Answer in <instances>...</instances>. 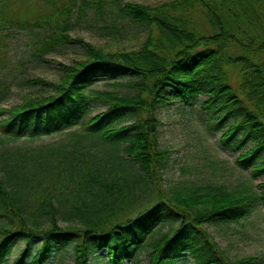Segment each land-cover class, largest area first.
<instances>
[{"label": "trees", "instance_id": "1", "mask_svg": "<svg viewBox=\"0 0 264 264\" xmlns=\"http://www.w3.org/2000/svg\"><path fill=\"white\" fill-rule=\"evenodd\" d=\"M1 1L5 7L20 0ZM39 1L48 10L33 25L46 24L57 36L40 50L74 41L86 48V59L58 62L57 82L28 80L47 94L0 107V135L7 139L72 137L0 148V264L18 242L23 247L12 264H47L67 248L74 264H135L147 246V264L252 263V257L229 261L207 227L239 224L257 202L264 205V0ZM113 9L145 27L136 49L108 50L68 35L74 13L80 19ZM233 67L236 84L229 78ZM99 80L114 82L117 91L88 90ZM202 95L207 130L220 132V146L236 154L240 169H250L255 187H160L168 153L158 147L157 112L172 99ZM93 103L104 110L90 115ZM129 179L152 197L132 216L124 212L135 198ZM160 225L168 230L150 243Z\"/></svg>", "mask_w": 264, "mask_h": 264}, {"label": "rangeland", "instance_id": "2", "mask_svg": "<svg viewBox=\"0 0 264 264\" xmlns=\"http://www.w3.org/2000/svg\"><path fill=\"white\" fill-rule=\"evenodd\" d=\"M119 1L122 4L136 2L154 6L171 0ZM47 10L39 0H20L5 7L0 0V85L6 90V97L0 102V107L9 108L18 104L24 96L47 94V87L30 85L28 80L40 77L57 82L63 75L58 62L72 65L86 59V48L74 41L63 45L55 44L45 52L40 50L45 39H57L52 27L43 23L41 27L33 25ZM71 22L72 27L68 32L70 37L108 50L136 49L146 36L145 27L123 17L116 9L104 11L100 15L88 11L80 19L74 13ZM237 70L235 67L229 68V78L235 84L238 80ZM110 84L114 82L99 80L88 90L117 91V87ZM118 90L122 91L121 88ZM204 99L203 95L188 102L172 99L157 112L158 147L168 153L158 179L160 187L166 192L208 183H220L229 188L244 185L255 187L259 180L251 177L250 169H240L235 163L236 154L220 146V132L207 130L205 115L201 109V101ZM104 108L100 103H93L89 114L94 115ZM71 139L66 132L32 139H7L0 135V148L56 145ZM91 149L98 154L102 152L101 145H95ZM129 183L134 188L132 193L135 201L131 199L133 201L125 207L124 212L132 216L142 207V203L148 202L152 197L139 191L130 179ZM58 218L61 223V218ZM207 229L229 261L252 257L254 261L249 264H264V205L261 202H257L251 215L239 224H232L228 228L208 226ZM167 230V225H160L149 242L160 238ZM22 247V242L16 243L4 264H12ZM150 250L147 246L139 252L135 264H147ZM47 264H74L73 251L70 248L60 249ZM119 264H130V261ZM183 264L192 263L184 261Z\"/></svg>", "mask_w": 264, "mask_h": 264}]
</instances>
